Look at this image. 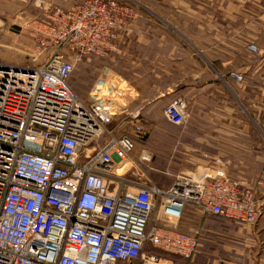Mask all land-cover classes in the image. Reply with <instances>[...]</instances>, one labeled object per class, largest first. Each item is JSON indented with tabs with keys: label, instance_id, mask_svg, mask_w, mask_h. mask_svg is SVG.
Wrapping results in <instances>:
<instances>
[{
	"label": "built area",
	"instance_id": "1",
	"mask_svg": "<svg viewBox=\"0 0 264 264\" xmlns=\"http://www.w3.org/2000/svg\"><path fill=\"white\" fill-rule=\"evenodd\" d=\"M133 18L121 0L55 7L34 23L49 59L0 62V264H156L161 254L190 261L200 243L178 230L187 208L240 226L264 222L255 190L218 162L178 175L170 188L130 176L135 139L110 129L117 113L107 102L87 105L71 88L77 62L107 56ZM163 115L188 123L180 101Z\"/></svg>",
	"mask_w": 264,
	"mask_h": 264
},
{
	"label": "rangeland",
	"instance_id": "2",
	"mask_svg": "<svg viewBox=\"0 0 264 264\" xmlns=\"http://www.w3.org/2000/svg\"><path fill=\"white\" fill-rule=\"evenodd\" d=\"M82 1L0 0V62L45 63L51 51L39 54L34 23L55 7L69 9ZM121 1L133 10L135 19L119 33L114 49L107 56L77 62L69 84L87 105L107 102L108 108L112 107L117 113L110 129L117 130L118 136L135 139L133 157L137 163L129 175L170 188L178 175L202 173L204 170L199 168L212 167L218 162L230 177L244 184L263 180L264 91L261 83L264 75H247L249 78L241 83L236 81V86L230 80L232 74L215 73V63L211 61L217 58H208L209 70L200 76L203 84L209 85L199 98V105H189L190 99L185 101L183 97L176 100L189 115L185 126H174L165 119L163 111L170 100L149 114L146 109L153 98L160 90L165 91L174 78L178 80V75L161 71L169 69L171 42L167 36L174 33L167 22L168 0ZM61 52L71 54L68 49ZM196 109L201 114L200 119L194 116ZM136 115L138 117L133 118ZM135 125L142 128L141 133L137 134ZM231 127L239 130L238 137L233 138V146L226 143V128ZM145 154L150 156V163L141 162ZM178 226L187 228L185 233L199 236L198 253L192 259L195 261L253 264L251 261H258L257 252L263 250L260 243L253 245L251 228L220 217L204 216L193 208L184 214ZM160 256L165 260L160 262L165 264L176 259L166 254Z\"/></svg>",
	"mask_w": 264,
	"mask_h": 264
},
{
	"label": "crops",
	"instance_id": "3",
	"mask_svg": "<svg viewBox=\"0 0 264 264\" xmlns=\"http://www.w3.org/2000/svg\"><path fill=\"white\" fill-rule=\"evenodd\" d=\"M167 22L174 33L167 36L171 42L169 69L161 71L178 75V80L174 78V82L165 91L160 90L153 98V103L146 109L149 114L162 107L166 100L173 102L180 97L185 101L190 99L189 105H199V98L203 97L209 85L203 84L200 76L202 73L207 74L209 70L208 58H217L211 61L215 63L217 75L239 74L246 80L249 78L247 75H264V0H168ZM251 46L255 47L254 51ZM230 80L238 86L233 78ZM232 83L230 85L233 88ZM198 113L196 109L194 116L200 119L201 114ZM226 130V143L233 146V138L238 137L239 130L232 127ZM208 168L203 166L199 169L205 171ZM245 185L255 190L259 203L264 207V182L258 180ZM190 209L192 208H187L185 213ZM249 228L253 230V245L260 243L263 246L262 252H257L258 261L251 262L264 264V222ZM178 230L185 233L187 228L178 226ZM208 262L187 261L178 257L167 261L168 264H209Z\"/></svg>",
	"mask_w": 264,
	"mask_h": 264
},
{
	"label": "bare ground",
	"instance_id": "4",
	"mask_svg": "<svg viewBox=\"0 0 264 264\" xmlns=\"http://www.w3.org/2000/svg\"><path fill=\"white\" fill-rule=\"evenodd\" d=\"M156 264H163V263L159 262V263H156Z\"/></svg>",
	"mask_w": 264,
	"mask_h": 264
}]
</instances>
